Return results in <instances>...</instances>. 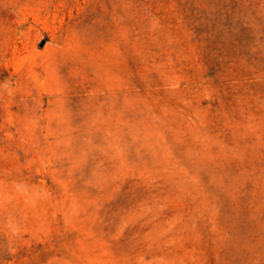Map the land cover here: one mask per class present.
Here are the masks:
<instances>
[{"label":"rangeland","instance_id":"rangeland-1","mask_svg":"<svg viewBox=\"0 0 264 264\" xmlns=\"http://www.w3.org/2000/svg\"><path fill=\"white\" fill-rule=\"evenodd\" d=\"M0 264H264V0H0Z\"/></svg>","mask_w":264,"mask_h":264}]
</instances>
